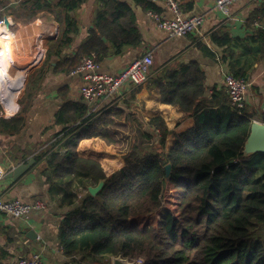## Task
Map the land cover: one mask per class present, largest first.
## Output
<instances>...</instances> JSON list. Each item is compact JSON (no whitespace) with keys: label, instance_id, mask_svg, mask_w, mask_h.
I'll return each instance as SVG.
<instances>
[{"label":"trees","instance_id":"obj_1","mask_svg":"<svg viewBox=\"0 0 264 264\" xmlns=\"http://www.w3.org/2000/svg\"><path fill=\"white\" fill-rule=\"evenodd\" d=\"M97 1L89 37L74 58L61 60L55 70L71 74L84 58L102 64L144 46L130 4ZM156 1L165 0H135L144 11L159 13ZM86 2L23 0L18 17L31 20L49 12L65 24L55 45L59 53L73 43L79 30L77 12ZM256 38L254 56H247L249 66L264 57V31ZM212 39L217 45L231 44L222 31ZM233 64L230 74L246 78L248 68ZM150 79L163 104L181 108L185 119L196 121L193 129L176 136L168 151L167 121L160 116L149 122L140 119L132 110L134 96L92 113L83 99L69 101L56 115V123L64 127L61 137L37 161L46 158L48 181L71 179L62 199L70 208L59 230L63 255L79 257L83 264H111L118 256L143 259L142 264H264V238L258 235L264 231V153H244L254 116L232 107L228 95L219 105L215 96L208 99L205 72L198 62L159 68ZM19 95L17 91L16 98ZM27 113L24 108L9 120L0 119L1 131L20 133ZM261 119L264 123V114ZM117 123H126L137 136L115 167L107 163L112 157L103 153L108 151L102 144L114 141L110 130ZM78 177L94 186L105 180V185L96 196L86 191L79 197L72 189Z\"/></svg>","mask_w":264,"mask_h":264},{"label":"crops","instance_id":"obj_2","mask_svg":"<svg viewBox=\"0 0 264 264\" xmlns=\"http://www.w3.org/2000/svg\"><path fill=\"white\" fill-rule=\"evenodd\" d=\"M21 1L0 0V19L9 20V26L4 27L1 35L7 39L10 55L16 54L17 69L21 71L20 85L13 88L12 96L4 98L0 92V119L9 120L24 108L28 111L26 126L20 133L9 135L0 129V162L8 170L0 180V199H20L25 203L42 201L46 208L32 213L29 219L24 220L0 212V264H14L35 254L41 255L43 264H83L79 257L66 258L59 246L60 226L70 211L62 203L64 185L71 179L57 180L55 184L48 181L44 174L46 158L37 161V157L53 147L61 137L59 133L64 127L56 123V115L62 106L66 102L83 99L82 76L55 69L61 60L76 56L77 48L94 28L99 5L97 0H87L78 10V33L73 43L58 53L55 45L59 43L65 24L62 26L49 12H41L31 20L19 18L18 7ZM117 1L131 5L145 44L141 49L130 50L121 57H110L101 64L102 72L118 75L147 52L154 54L150 78L159 68L198 62L205 72L207 97L215 96V105H219L228 100L225 78L230 74L233 62L236 68H248L245 79L251 86L246 109L254 116L253 122L263 123L264 57L249 66L251 58L247 56H254L253 52L258 46L256 34L260 30L264 31V0H239L232 5L229 16L216 9V0H176L184 16L200 15L205 19L198 32L178 38H169L156 23L152 11H144L135 0ZM156 3L161 9L158 14L166 18L173 17L166 0ZM217 31L230 36V46L217 45L213 41L212 35ZM227 54L231 56L230 60H224ZM47 59L50 60L49 64L46 63ZM10 67L14 68L12 62ZM29 80L32 82L27 89ZM149 81L140 87L124 85L114 101H126L134 96L132 110L140 119L149 122L155 117H163L171 132L166 145L168 151L173 147L176 136L193 129L196 121L194 118L185 119L186 112L181 108L163 104L159 89L151 86ZM26 90L30 93L28 103L22 101ZM17 91L20 93L18 98ZM106 105L111 104L98 101L90 105V112L99 111ZM8 108L13 114L8 113ZM32 160L35 161L32 168L21 178L15 180L9 177L16 167ZM92 183L87 178L78 177L73 179L72 189L82 197L88 187L94 186Z\"/></svg>","mask_w":264,"mask_h":264},{"label":"built area","instance_id":"obj_3","mask_svg":"<svg viewBox=\"0 0 264 264\" xmlns=\"http://www.w3.org/2000/svg\"><path fill=\"white\" fill-rule=\"evenodd\" d=\"M172 18H166L162 14L151 12L158 26L164 30L169 38L186 37L198 32L205 19L200 15L184 16L180 4L176 0H166ZM239 0H216V9L226 15H230L231 7ZM7 27L5 18L0 19V29ZM1 33V30H0ZM6 39V38H5ZM154 65V54L147 52L143 57L135 60L118 75H111L101 71L102 65L91 58H84L72 75H81L83 86L81 89L83 100L89 105L98 101L115 104L114 98L120 93L124 85L132 84L135 87L145 85L150 79L151 69ZM23 82L21 84V87ZM226 91L232 107L239 111L247 108L248 93L251 84L245 78H237L228 74L225 78ZM20 87V88H21ZM7 168L0 162V180L7 174ZM46 208L42 201L25 203L20 199H0V212L14 219H29L32 213ZM139 259L136 264H142ZM14 264H43L40 254L31 258H23Z\"/></svg>","mask_w":264,"mask_h":264},{"label":"water","instance_id":"obj_4","mask_svg":"<svg viewBox=\"0 0 264 264\" xmlns=\"http://www.w3.org/2000/svg\"><path fill=\"white\" fill-rule=\"evenodd\" d=\"M7 26H9L8 18H5ZM244 153L246 155H254L256 153H264V123L254 121L251 127V132L249 138L245 144ZM35 163L32 160L28 164H22L16 167L10 172L9 177L18 180L23 175H25ZM168 174H170L171 166L166 167ZM105 180H101L98 185L88 187V192L91 196H96L104 187ZM112 264H136L131 262L129 259H125L122 256L114 257L112 259Z\"/></svg>","mask_w":264,"mask_h":264},{"label":"rangeland","instance_id":"obj_5","mask_svg":"<svg viewBox=\"0 0 264 264\" xmlns=\"http://www.w3.org/2000/svg\"><path fill=\"white\" fill-rule=\"evenodd\" d=\"M17 85H20V83L16 84L15 87ZM29 94H30L29 91L26 90V94L22 98V101H24V103L25 102L28 103ZM110 131H111V135H112L111 137H112V139H114V141L113 142L104 141V143L102 145H104L105 150L107 149L106 151H108V152H103V153H106V155L111 156L113 159V160L111 159L110 161H107V163H110L111 166L117 167V166H119V162H121L123 155L126 153V149L128 148L129 144L131 143L132 138L135 135L137 136V133H135V132L132 133L130 127L128 125H126V123L125 124L124 123H121V124L117 123V125H115ZM99 145H100V143L97 142L96 148L102 150L101 148H99L100 147ZM258 235H261L264 238V231H260ZM112 259L110 261L111 264H112ZM138 260L139 259H133L130 261L136 263V261H138Z\"/></svg>","mask_w":264,"mask_h":264},{"label":"bare ground","instance_id":"obj_6","mask_svg":"<svg viewBox=\"0 0 264 264\" xmlns=\"http://www.w3.org/2000/svg\"><path fill=\"white\" fill-rule=\"evenodd\" d=\"M4 28H1V32ZM12 39V38H8ZM0 92L4 98H10L12 96L13 88L16 84L20 83L21 80V71L17 69V61L15 55H10L9 45L7 39L0 33ZM32 47V46H31ZM12 62V66L10 64Z\"/></svg>","mask_w":264,"mask_h":264}]
</instances>
